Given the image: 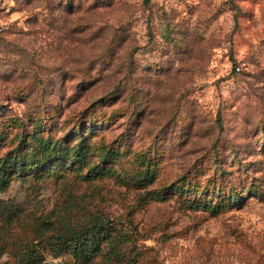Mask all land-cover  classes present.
Segmentation results:
<instances>
[{
  "label": "rangeland",
  "instance_id": "obj_1",
  "mask_svg": "<svg viewBox=\"0 0 264 264\" xmlns=\"http://www.w3.org/2000/svg\"><path fill=\"white\" fill-rule=\"evenodd\" d=\"M0 264H264V0H0Z\"/></svg>",
  "mask_w": 264,
  "mask_h": 264
},
{
  "label": "trees",
  "instance_id": "obj_2",
  "mask_svg": "<svg viewBox=\"0 0 264 264\" xmlns=\"http://www.w3.org/2000/svg\"><path fill=\"white\" fill-rule=\"evenodd\" d=\"M237 68V66H236ZM92 121V120H90ZM94 122V121H92ZM91 123V122H89ZM95 124V122H94ZM96 126V125H95ZM97 127H94V125L91 126V128H88L87 131L84 133L90 134L92 132H97ZM82 128H77L76 133H81L80 138L76 140L74 137V144L71 146L70 152L73 153V160H84L85 153L89 152V145L85 146V136L82 133ZM50 144V143H49ZM84 144V147L83 145ZM49 147L50 152H52L55 149L62 148V144L57 141H52V145ZM61 152V150H59ZM73 151V152H72ZM118 154L117 150H114L111 146L110 148H106L103 151V156L99 160V162L95 163L91 169H88L89 175L92 176L93 174H104L105 172H112L113 168L110 166H107V163H111L113 161H108V157L110 156L113 158ZM58 160H63L61 157H58ZM84 162V161H83ZM74 163V162H72ZM71 163V165H72ZM85 163V162H84ZM80 164H82V161H80ZM70 165V166H71ZM53 168V167H52ZM54 170V169H52ZM73 170V169H72ZM139 176V175H138ZM140 178V176H139ZM142 178V177H141ZM140 178V179H141ZM217 192V191H216ZM255 192V190L253 191ZM241 193H239V190L234 189V191H231L228 193V196L226 197V202L229 203V205H235L239 204L241 202ZM194 203L196 206H203L202 203ZM226 204V203H225ZM223 204V206L225 205ZM218 205L216 204H210L206 203V208H211L212 210H219L217 208ZM90 222H93L92 228L88 227L87 230L83 232L75 233V235L66 241V243H61L62 248L65 252H73L74 254L81 256L84 255L83 253H90L95 254L97 252V249L94 248V244L103 240H106L107 238H110L112 234H115L116 238H121L122 241L127 242L130 240L131 236L128 234V232H125L123 229H118L117 227H114L105 217L103 213H98L97 215H92V220Z\"/></svg>",
  "mask_w": 264,
  "mask_h": 264
},
{
  "label": "built area",
  "instance_id": "obj_3",
  "mask_svg": "<svg viewBox=\"0 0 264 264\" xmlns=\"http://www.w3.org/2000/svg\"><path fill=\"white\" fill-rule=\"evenodd\" d=\"M237 69H238V70H240V67H239V66H237Z\"/></svg>",
  "mask_w": 264,
  "mask_h": 264
}]
</instances>
